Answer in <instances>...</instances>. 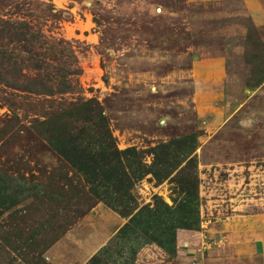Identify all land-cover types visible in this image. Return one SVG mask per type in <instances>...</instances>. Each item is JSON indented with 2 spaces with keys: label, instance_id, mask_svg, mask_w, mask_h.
<instances>
[{
  "label": "rangeland",
  "instance_id": "rangeland-1",
  "mask_svg": "<svg viewBox=\"0 0 264 264\" xmlns=\"http://www.w3.org/2000/svg\"><path fill=\"white\" fill-rule=\"evenodd\" d=\"M1 17L28 19L48 37L70 41L83 72L78 91L63 99L0 83V172L71 198L63 204L41 194L6 211L0 264H49V247L95 202L47 130L61 107L91 98L117 134L125 131L124 143L197 131L199 191L211 221L240 227L236 243L256 242V260L264 259V25L253 23L242 1L0 0ZM199 57L226 61L224 85L205 91L214 96L203 115L192 73ZM144 255L157 258L153 250Z\"/></svg>",
  "mask_w": 264,
  "mask_h": 264
},
{
  "label": "crops",
  "instance_id": "crops-1",
  "mask_svg": "<svg viewBox=\"0 0 264 264\" xmlns=\"http://www.w3.org/2000/svg\"><path fill=\"white\" fill-rule=\"evenodd\" d=\"M240 1L253 23L264 25V0ZM192 71L199 90L195 95L197 112L203 115L207 98L214 96L205 91L224 85L225 58L199 57ZM112 127L120 149H144L160 142L124 143L125 131L117 134ZM152 160V155L143 159L149 164ZM127 170L134 179L130 214L123 216L107 203L96 202L49 247L45 256L49 264H264V259L256 260V242L236 243L235 233L240 227L211 221L202 192L193 199L175 192L169 179L159 183L152 174L139 178L140 169L134 164ZM43 193L44 187L37 182L0 172V207H7L6 211ZM62 199L65 196L59 197ZM148 250L154 251L156 260H145Z\"/></svg>",
  "mask_w": 264,
  "mask_h": 264
},
{
  "label": "trees",
  "instance_id": "trees-1",
  "mask_svg": "<svg viewBox=\"0 0 264 264\" xmlns=\"http://www.w3.org/2000/svg\"><path fill=\"white\" fill-rule=\"evenodd\" d=\"M82 72L70 41L48 37L28 19L0 18V83L7 88L63 99L66 94L78 91L75 77ZM47 130L49 142L65 166L77 174L96 198L93 204L103 201L123 216L130 214L134 208V179L127 167L132 164L139 167V178L152 174L159 183L169 179L171 183L177 182L178 193L193 199L199 197L197 131L144 149L135 146L120 149L111 118L96 98L61 107L49 119ZM149 155L153 156L150 164L143 161ZM42 195L59 203L71 200L70 196L59 200L64 196H54L46 188ZM6 209L0 207V217Z\"/></svg>",
  "mask_w": 264,
  "mask_h": 264
}]
</instances>
